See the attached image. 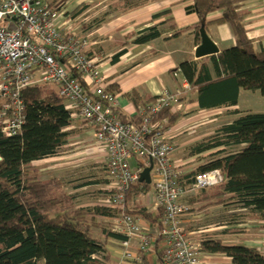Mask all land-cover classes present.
<instances>
[{
  "label": "trees",
  "instance_id": "1",
  "mask_svg": "<svg viewBox=\"0 0 264 264\" xmlns=\"http://www.w3.org/2000/svg\"><path fill=\"white\" fill-rule=\"evenodd\" d=\"M157 1L160 0H114V6L125 14ZM185 1L193 3L188 12L199 17L194 27L198 42L201 30L214 24H229L236 41L233 47L217 55L179 65L176 72L197 93L200 109L237 106L241 90L260 91L264 97V51L256 52L248 37L245 12L241 11L245 0ZM87 8L82 5L72 16L82 14ZM217 12H221L220 17L208 19ZM162 16L168 18L164 25L172 23L174 28L171 13L156 15ZM162 35L161 25L147 27L135 35L132 43H150ZM180 35L176 31L172 37ZM124 53L121 50L115 60ZM108 89L115 92L113 88ZM22 98L26 115L22 131L5 136L0 129V264H115L101 238L122 241L126 237L107 225L99 227L100 234L94 231L96 220L104 222L118 216V212L103 204L79 206L76 195L67 192L64 180L43 179L40 167L35 165L57 157L74 133L68 130L73 120L65 100L49 83L27 87ZM154 100L145 102L144 107ZM236 114L238 118L221 126L209 140L197 144L196 153L223 148L212 153L206 164L195 172L182 177V182L190 184L198 173L222 169L224 182L212 187L216 191L215 204L233 208L230 210L233 213L227 214L226 222L230 226L227 232L240 235L246 233L248 223L264 221V113L236 111ZM184 116L182 112L172 113L165 108L155 116L154 122L163 123L164 130H168ZM121 117L126 123H141V116L130 118L121 114ZM110 182L107 176L105 187L99 189L103 197L110 194L106 188ZM208 189L188 196H203ZM152 190L151 184L138 182L127 193L126 204L130 214L155 226L161 222L162 210L151 212L146 206L136 204L138 198ZM201 245L203 254L225 255L231 264H264L262 251L242 243L227 244L222 239L207 238L201 240ZM154 247L160 264H164L160 238L150 251ZM141 264H149L146 254Z\"/></svg>",
  "mask_w": 264,
  "mask_h": 264
},
{
  "label": "built area",
  "instance_id": "2",
  "mask_svg": "<svg viewBox=\"0 0 264 264\" xmlns=\"http://www.w3.org/2000/svg\"><path fill=\"white\" fill-rule=\"evenodd\" d=\"M61 13L46 0H0V129L5 136L18 135L24 126L25 104L22 92L35 84H53L66 102L72 119L90 127L98 148L103 150L110 191L103 204L118 212L112 230L126 237L120 242L124 259L140 264L143 254L161 239L164 264H203L201 240L182 224L189 208L182 199L222 184L225 173L216 169L195 175L193 182H182L184 173L172 161L174 145L168 140L163 123L154 118L163 109L180 112L182 88L162 93L141 111V123H126L119 110L118 95L109 92L108 81L99 62L102 56L87 54L89 42L59 25ZM174 75L177 77L178 72ZM135 161V166L132 165ZM152 199L162 210L159 225L143 227V219L128 212L126 195L140 182L151 166ZM137 240L134 250L132 240Z\"/></svg>",
  "mask_w": 264,
  "mask_h": 264
},
{
  "label": "crops",
  "instance_id": "3",
  "mask_svg": "<svg viewBox=\"0 0 264 264\" xmlns=\"http://www.w3.org/2000/svg\"><path fill=\"white\" fill-rule=\"evenodd\" d=\"M46 1L59 9L61 13L59 25L63 31L71 32L79 38L88 40L89 47L87 54L89 56H102L99 67L107 78L108 88H113L114 93L118 95L121 114L130 118L141 115L145 102L156 99L164 92L182 88L185 79L181 74L176 77L174 73L182 62L198 60L196 53L202 41L198 42L194 35V27L199 23V17L194 12H188V7L193 4L191 2H186L185 0H160L141 9L124 14L115 9L114 0ZM82 5L88 6L87 10L78 16H72V13ZM241 11L245 12L246 30L248 37L253 42L254 50L256 52L264 51V0H245L241 4ZM165 12L171 13L170 17L173 18L174 28H172V23L164 25L168 19L166 18L167 16L156 17V15L158 16ZM220 16L221 12H217L211 14L208 19L214 20ZM157 25H161L163 31L161 38L142 45L132 43L136 34L147 27ZM176 31L181 32V35L172 37ZM206 32L218 47L219 52L231 48L236 44L232 28L229 24L210 25ZM121 50H125L124 55L115 60L116 55ZM243 91L241 90L240 92L237 106L220 109H200L197 101L198 96L194 90L187 91L180 98L179 103L182 104L180 112L185 116L172 128V132L167 133V135L168 140L175 147V152L171 156L172 161L180 167L184 176L195 172L200 166L206 164L207 159L212 153L223 148L207 150L201 153L194 152L197 144L205 142L211 136L217 134L215 131L212 134V128L214 124L216 125L221 120L220 115L222 114H219L220 112L226 111L228 116L225 118H229V121L223 125L230 124L238 118L239 115L236 114V111L246 112L240 108L242 96H247ZM133 92L135 94L129 97V94ZM72 120L73 123L68 130H73L74 133L70 137L68 144L74 137V139L80 140L78 143H83V150L81 152L75 151L74 154L69 156H63L60 153L57 157L51 158L55 162H58L55 165L56 170L58 167V174H55L57 171L53 172V177L64 181L65 179L61 176L60 167L66 159L83 155L79 161H92V164L89 162V167L99 170L106 168V163L103 160L104 152L98 148L93 130L91 128H83L81 126L83 123L77 119ZM75 123H79L80 127L75 126ZM42 161L36 162L35 165L38 166L37 163ZM71 164L65 163L64 166L69 167ZM41 177L43 178L42 173ZM106 177L107 173L106 175L99 173L96 180L99 183H89L85 184V186L80 185L76 187L79 189H82L81 187H95L99 190L105 187ZM215 194V189L211 188L203 196L191 195L181 200L183 204L191 209L198 208L197 211L193 212L191 210V212L182 217V224L187 232L197 240L207 238L222 239L227 244L242 243L262 251L264 230H260V236H257L258 238H255L253 241L246 238L245 234L237 235L231 231L227 232L230 228L228 222H226L227 217L233 211L223 212V214L228 213V216L224 217L226 218L224 222H213L216 210L222 208V205L215 204L217 198ZM146 200L149 201L147 198ZM79 206L84 205L81 203ZM104 222L111 223L107 219H104ZM251 223L261 225L264 221ZM142 224L144 228L152 227L146 220H143ZM247 226L250 225H246L245 227ZM101 239L105 242L106 248L115 264H130L123 258L124 252L119 240H105L103 236ZM132 244L136 248L137 240H132ZM262 252L264 253V250ZM147 258L149 264H160L155 247L147 254ZM212 259H217L218 262ZM221 259H225L228 264H231V259L225 255H202L203 264H223L225 261L221 262Z\"/></svg>",
  "mask_w": 264,
  "mask_h": 264
},
{
  "label": "rangeland",
  "instance_id": "4",
  "mask_svg": "<svg viewBox=\"0 0 264 264\" xmlns=\"http://www.w3.org/2000/svg\"><path fill=\"white\" fill-rule=\"evenodd\" d=\"M243 92H245L244 94H247V96H242L241 102H240V108L243 109L244 111H252L255 113H264V97L262 96L260 91H246L244 90ZM1 110V107H0ZM220 119L216 125L214 124L213 128H212V134L213 132H217V128H219L220 126H222L225 122H228L229 118H225L228 116V114H226V111L220 112ZM85 124L81 125L83 128L88 129L90 127L88 126H84ZM75 126H79V123H75ZM80 140L78 139H71V142L67 145L64 146L61 150L60 153H62L63 156H69L71 154H74L75 151L77 152H81L83 143H78ZM91 144V143H89ZM81 158L83 157V155L80 156ZM80 157H73L71 159H66L62 162V166L60 167L61 169V176L65 179L66 181V190L67 192L70 193H74L76 194V204H83L84 206H94L97 204H104L107 200H105V197L102 196V193L97 190L95 187L94 188H83L79 189L76 186H80V185H84L85 184H89L91 182H94L95 179L98 178V174L99 173H103L106 175V170L105 169H95L90 166V163L92 161H79L81 158ZM65 163H72L69 167L64 166ZM133 166H135V161L131 162ZM38 166L41 168L42 170V175H43V179H49L51 177L54 176L55 171L57 170L55 169V165L58 164V162H55L54 159H50L49 161H42L37 163ZM92 164V163H91ZM58 174V171L55 172V174ZM210 191V189H209ZM210 193V192H209ZM137 205H142V206H148V209L151 212H156V207L154 202L152 201V199H149V201L146 200L145 196H142L140 198H138V200L136 201ZM135 204V205H136ZM148 204V205H147ZM133 204L130 205V207ZM198 207V206H197ZM233 209L232 207L228 208L226 206H222V208L217 209L215 214H214V218H213V222H223L227 216L228 213L223 214V212L225 211H229ZM193 212L197 211L198 208H192L191 209ZM216 216V217H215ZM100 223L97 222V226H95V234H100L101 232V228H104L105 225H107L108 228H112V224L110 222H103L102 220H99ZM246 228V233L245 237L251 239L252 241L255 240V238H258L257 236H260V230H264V223L263 224H258V223H249ZM247 234V235H246ZM264 234V233H263ZM239 238V237H238ZM261 250H264V244H262L261 246ZM215 262H218L217 259H212ZM225 261V262H223ZM221 262H223V264H228L227 261L225 259H221Z\"/></svg>",
  "mask_w": 264,
  "mask_h": 264
},
{
  "label": "water",
  "instance_id": "5",
  "mask_svg": "<svg viewBox=\"0 0 264 264\" xmlns=\"http://www.w3.org/2000/svg\"><path fill=\"white\" fill-rule=\"evenodd\" d=\"M201 41L202 44L196 53L198 59L210 57L219 53L218 47L210 39L205 29L201 30ZM153 165L154 164L152 162L151 166L143 171L140 177L141 183L151 184V171L153 169Z\"/></svg>",
  "mask_w": 264,
  "mask_h": 264
},
{
  "label": "bare ground",
  "instance_id": "6",
  "mask_svg": "<svg viewBox=\"0 0 264 264\" xmlns=\"http://www.w3.org/2000/svg\"><path fill=\"white\" fill-rule=\"evenodd\" d=\"M120 242H121V241H120ZM132 245H133V244H132ZM121 248H122V247H121ZM133 249L135 250L136 248H134V246H133ZM149 252H150V251H149ZM149 252H148V253H149ZM148 253H146V255H147ZM143 255H144V254H143ZM142 261H143V260H142ZM141 263H142V262H141ZM141 263H140V264H141Z\"/></svg>",
  "mask_w": 264,
  "mask_h": 264
}]
</instances>
